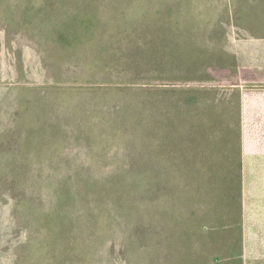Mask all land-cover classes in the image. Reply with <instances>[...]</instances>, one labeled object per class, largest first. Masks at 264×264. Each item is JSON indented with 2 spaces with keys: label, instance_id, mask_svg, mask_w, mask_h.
<instances>
[{
  "label": "rangeland",
  "instance_id": "obj_1",
  "mask_svg": "<svg viewBox=\"0 0 264 264\" xmlns=\"http://www.w3.org/2000/svg\"><path fill=\"white\" fill-rule=\"evenodd\" d=\"M0 264H264V0H0Z\"/></svg>",
  "mask_w": 264,
  "mask_h": 264
}]
</instances>
